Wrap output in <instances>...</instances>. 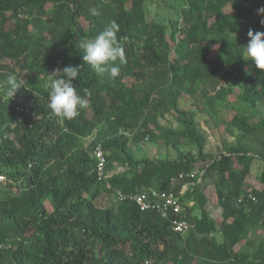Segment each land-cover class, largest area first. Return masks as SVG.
<instances>
[{
	"label": "trees",
	"instance_id": "1",
	"mask_svg": "<svg viewBox=\"0 0 264 264\" xmlns=\"http://www.w3.org/2000/svg\"><path fill=\"white\" fill-rule=\"evenodd\" d=\"M155 1L167 9L162 21L148 19L153 0H0V89L9 73L24 74L28 88L13 98L33 113L0 99V264H264V71L240 52L250 28L264 32V0ZM112 20L127 62L105 79L83 61L79 42ZM67 65L81 66L73 83L91 95L79 116L61 121L46 107L45 83ZM187 97L216 128L230 106L225 132L234 142L209 154L196 113L181 107ZM131 142L178 156L138 158ZM257 160L259 188L248 183ZM182 173L194 176L175 183ZM151 189L179 195L184 211L172 218L191 223L187 234L130 199L101 203Z\"/></svg>",
	"mask_w": 264,
	"mask_h": 264
},
{
	"label": "clouds",
	"instance_id": "2",
	"mask_svg": "<svg viewBox=\"0 0 264 264\" xmlns=\"http://www.w3.org/2000/svg\"><path fill=\"white\" fill-rule=\"evenodd\" d=\"M258 15H264V7L257 10ZM93 17L100 15L95 7L89 9ZM264 25V19L260 21ZM120 29L115 20L107 23L103 30L92 38L80 40L79 48L83 51L82 59L98 77L116 79L121 75V66L126 64L127 57L123 46V37L118 36ZM248 41L240 48L245 61H251L254 66L264 71V32L249 29ZM81 66L67 65L54 69L45 83L48 90L47 108L61 121L73 120L80 115L81 109L89 106L86 96L91 93L85 90V96L80 95L73 81L80 76ZM6 87L0 89V99L11 100L23 87L27 90L24 79L16 73L6 77ZM38 119V115L35 117Z\"/></svg>",
	"mask_w": 264,
	"mask_h": 264
},
{
	"label": "rangeland",
	"instance_id": "3",
	"mask_svg": "<svg viewBox=\"0 0 264 264\" xmlns=\"http://www.w3.org/2000/svg\"><path fill=\"white\" fill-rule=\"evenodd\" d=\"M148 11L150 12V16L148 17V19L156 20V21H162L163 18H165V15L167 13V9L161 4L156 3L155 0H153V2L149 4ZM111 16L112 15L108 14V17L111 18ZM244 36L248 38L247 33ZM9 66H12V64L10 63ZM18 76L25 79V76L22 73L18 74ZM238 92L239 90L236 88L232 90V95L230 96V100L232 102L236 100ZM181 107L190 110V112L196 113L195 114L196 122L200 126L201 130L205 132L208 136L207 152L209 154L216 155L222 150L223 143L227 142L228 144H231L234 142V137L230 136L228 133L225 132V128L229 124L230 118L235 114L234 111L230 109V106L229 108L225 110L224 109L221 110V116H222L223 122L220 128H216L214 119L212 116L208 115L205 111H199L198 110L199 108L195 107L194 100L192 98L187 97L183 101H181ZM262 114L264 115V111L262 112ZM168 122L169 123L173 122L170 116H167V119L163 120V124L166 125L168 124ZM131 145L133 146L136 156L138 158H142V157L159 158L160 157V158H169V159L174 160L178 156V153L172 148L168 149L163 146L155 145L151 142H146L141 146L133 145V143L131 142ZM186 150H190V148H186ZM192 151L194 153L196 152L194 150ZM199 166L202 167L201 164ZM119 171H123V169L120 168ZM197 171H198V167H197ZM261 171H262V162L257 160L253 164V171H252L251 176L248 179V183L250 184L251 187H256V188L260 187L259 176H260ZM5 182H6V177L0 176V183L5 184ZM178 186H181V185H178ZM208 189L210 190L211 195H212L213 187L210 186L208 187ZM101 203H103L104 205L106 204L108 206H116L118 204V200L116 196L110 197L107 194L103 196ZM209 209L212 210L213 206H209ZM211 213L214 216L220 217L221 209L219 207H215V209H213V212L211 211Z\"/></svg>",
	"mask_w": 264,
	"mask_h": 264
},
{
	"label": "built area",
	"instance_id": "4",
	"mask_svg": "<svg viewBox=\"0 0 264 264\" xmlns=\"http://www.w3.org/2000/svg\"><path fill=\"white\" fill-rule=\"evenodd\" d=\"M13 101L18 102L17 98H13ZM19 103V102H18ZM20 104V103H19ZM18 108L20 113L27 114L29 117H33L28 106H21ZM18 123V120L13 121L14 126ZM94 155L98 159L97 175L99 180H105L108 178L106 175V156L101 145H97L94 149ZM193 177L194 175L180 174V176L175 180V183L182 182L187 177ZM2 178V177H1ZM107 188L112 189L111 185L107 183ZM116 198L119 203L123 202L126 199L132 200L141 211H154L161 215L162 218L168 219L173 225L175 232L185 235L193 228L190 222L184 219H173L172 215L179 216L183 213V207L180 203V197L173 190L170 191H160L156 189H151L147 192H143L135 195H125L120 191L116 192Z\"/></svg>",
	"mask_w": 264,
	"mask_h": 264
},
{
	"label": "crops",
	"instance_id": "5",
	"mask_svg": "<svg viewBox=\"0 0 264 264\" xmlns=\"http://www.w3.org/2000/svg\"><path fill=\"white\" fill-rule=\"evenodd\" d=\"M188 186H189V185H183V186H182L181 194H183V193L187 190ZM191 205H192V204H191Z\"/></svg>",
	"mask_w": 264,
	"mask_h": 264
}]
</instances>
